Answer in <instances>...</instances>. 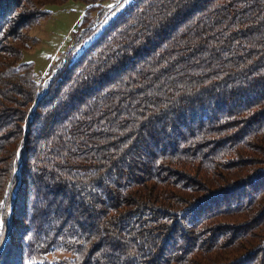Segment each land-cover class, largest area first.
<instances>
[{"label":"trees","instance_id":"1","mask_svg":"<svg viewBox=\"0 0 264 264\" xmlns=\"http://www.w3.org/2000/svg\"><path fill=\"white\" fill-rule=\"evenodd\" d=\"M66 1L0 0V264H264V0H74L38 75Z\"/></svg>","mask_w":264,"mask_h":264},{"label":"rangeland","instance_id":"2","mask_svg":"<svg viewBox=\"0 0 264 264\" xmlns=\"http://www.w3.org/2000/svg\"><path fill=\"white\" fill-rule=\"evenodd\" d=\"M128 2L129 0H123L122 3L109 14V19L120 11ZM85 8L86 6L83 3L74 0H67L60 5H50L47 7L50 15L47 18L40 19L27 30V35L30 37V40L36 39V44L25 52L24 59L25 61L32 62L36 74L44 76L50 64H53L52 66H60L63 64L64 60L62 59L59 62L58 59L63 54H67L68 48L73 42V36L78 32L82 23V14ZM104 11H106L105 7L102 13H104ZM104 18L105 16H102L101 18H97V20L103 21ZM86 40L87 39L76 45L73 54H78L81 49L86 46L88 43ZM17 176H19L18 172ZM26 213L27 211L25 214ZM17 220L20 221L19 218H17ZM21 222L25 224L23 220ZM9 231L10 230L7 229L4 240L1 242L0 253ZM21 233L22 232L19 231V235H21ZM19 235L16 238H19ZM23 245L22 241H20L19 250L23 248ZM12 252L13 254H18V249H13ZM10 260L13 261L14 257H11Z\"/></svg>","mask_w":264,"mask_h":264},{"label":"built area","instance_id":"3","mask_svg":"<svg viewBox=\"0 0 264 264\" xmlns=\"http://www.w3.org/2000/svg\"><path fill=\"white\" fill-rule=\"evenodd\" d=\"M120 2V0H111V2H109V3H107L106 5H105V8H106V12H110L112 9H114V7L118 4ZM105 11H104V13H103V16H106V13Z\"/></svg>","mask_w":264,"mask_h":264},{"label":"bare ground","instance_id":"4","mask_svg":"<svg viewBox=\"0 0 264 264\" xmlns=\"http://www.w3.org/2000/svg\"><path fill=\"white\" fill-rule=\"evenodd\" d=\"M105 12H106V11H105ZM106 13H107V14H106V16H107V15L109 14V12H106ZM106 16H105V17H106ZM101 22H102V20H100V21L97 20V22L95 23L94 27H96L97 25H99ZM54 73H55V72H54ZM53 75H54V74H53ZM53 75H52V76H53Z\"/></svg>","mask_w":264,"mask_h":264},{"label":"water","instance_id":"5","mask_svg":"<svg viewBox=\"0 0 264 264\" xmlns=\"http://www.w3.org/2000/svg\"><path fill=\"white\" fill-rule=\"evenodd\" d=\"M52 77H53V76H50L47 80H50ZM47 80H45V82H46Z\"/></svg>","mask_w":264,"mask_h":264}]
</instances>
